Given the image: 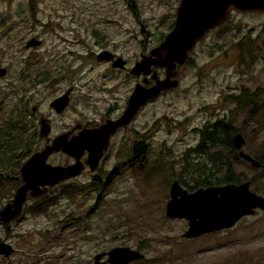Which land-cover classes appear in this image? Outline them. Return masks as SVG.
Masks as SVG:
<instances>
[{
	"label": "rangeland",
	"instance_id": "rangeland-1",
	"mask_svg": "<svg viewBox=\"0 0 264 264\" xmlns=\"http://www.w3.org/2000/svg\"><path fill=\"white\" fill-rule=\"evenodd\" d=\"M179 1L0 0V65L8 68L0 78V126L11 116L26 127L24 116L38 130L40 113L51 115L49 101L69 84L75 85L72 98L61 116H53L50 138L80 115L96 122L105 111L126 104L142 77L130 67L167 31ZM228 16L221 28L210 29L195 44L191 63L174 69L178 84L138 109L130 120L132 133L128 129L112 136L95 174L115 166L118 144L124 140L128 148L135 130L147 132L146 164L122 163L124 169L101 190L96 203L95 190L85 188L74 199L56 193V202L34 213L29 207L34 199L28 198L19 216L0 221V240L14 248L8 255L0 253V264H92L94 253L114 245L144 252V259L128 264H264V209L257 207L230 227L189 238L183 236L186 219L165 214L170 183L179 180L177 174L188 175L182 165L185 156L204 159L191 150L186 153L199 140L198 127L231 118L245 138V151L253 155L264 143V110L249 115L229 95L242 87L264 86V11L232 9ZM247 33L255 44L250 51L248 43L243 45L245 62L239 63L236 42ZM75 34L80 39L74 40ZM35 35L43 39L37 58L34 49L24 48ZM102 47L125 58V66L97 60L94 55ZM70 49L83 58H63ZM158 73L163 76L164 68ZM44 143L42 138L39 146ZM62 155L54 152L48 161L60 164ZM221 167L217 175L225 172V165ZM233 171L251 177L250 189L264 195L263 169L239 158ZM90 175L87 169L77 180H90ZM8 199L0 201V208Z\"/></svg>",
	"mask_w": 264,
	"mask_h": 264
},
{
	"label": "water",
	"instance_id": "water-1",
	"mask_svg": "<svg viewBox=\"0 0 264 264\" xmlns=\"http://www.w3.org/2000/svg\"><path fill=\"white\" fill-rule=\"evenodd\" d=\"M232 9L264 11V0H180L175 10L173 26L130 67L131 72L143 75V82L135 83L126 105L117 117H109L97 126H83L71 135L70 131H64L50 138L49 118L42 116L38 134L46 142L36 147L19 164L21 183L14 190L10 201L0 208V221L8 222L18 216L28 194L41 195L48 187L79 175L84 166L82 155L92 147L94 155L90 158L91 162L89 163L88 157L85 161L90 164V170H93L116 129L126 126L148 100L178 84V78L173 73L176 66L186 60L195 43L211 28L221 24ZM40 41L38 37L32 36L27 45H36ZM111 56L113 53L106 48L97 53V59H110ZM125 62L118 55L112 61V66L123 67ZM158 68H164L163 76L159 75ZM5 73L6 67L0 66V76ZM148 77L152 82L146 84ZM137 85L142 86L145 91L139 97L131 96ZM70 89L68 87L62 94L50 100L49 105L57 112H61L68 105ZM100 126H107L102 134L97 133ZM233 140L239 149V156L250 161L252 165L259 166V160L242 148L245 142L243 134L236 132ZM54 152H62L74 161L66 164L52 163L48 161V157ZM257 207L264 209V196L250 189V180L199 186L189 191L178 179H174L170 183L165 214L169 217L185 218L187 226L183 236L189 238L230 227L243 215L254 212ZM13 249L11 244L0 240V253L8 255ZM105 255L107 257L103 258ZM144 256V252L138 248L115 245L107 251L94 253L92 264H128L131 260H139Z\"/></svg>",
	"mask_w": 264,
	"mask_h": 264
},
{
	"label": "trees",
	"instance_id": "trees-1",
	"mask_svg": "<svg viewBox=\"0 0 264 264\" xmlns=\"http://www.w3.org/2000/svg\"><path fill=\"white\" fill-rule=\"evenodd\" d=\"M227 19H229V16L216 27L221 28L227 22ZM172 25L173 21L171 20L167 26V30ZM262 31L264 33V29ZM166 32H160L157 42L163 38ZM253 41L255 39L251 38L250 34L247 33L243 34L241 39L236 42L240 50L239 58L237 59L239 63L245 62V58H243L245 55L243 45L248 43L246 45H248L247 48L250 51L255 44ZM185 62L191 63L192 58H186L181 64ZM229 95L235 107L246 109L249 115H256L261 110H264V86L256 87L253 90L242 87L239 92L230 93ZM23 119L24 123L27 124L26 127L19 125L17 120L11 116L5 117L0 126V201L9 198L20 184L21 179L16 168L27 155L39 146L42 139L38 135L36 124L34 123V128H32L24 116ZM197 130L199 140L195 146L188 148L186 153L188 154V150H191L193 155H198L204 159L189 160L185 156L182 165L185 166L188 175L182 177L180 174L174 172L175 175H179V182L181 184L183 183L182 185L188 189H193L198 186L216 184L218 181L225 183L239 182L241 179L250 178L246 180H250V183L253 182L251 177L242 176L233 171L236 168V162L242 157L239 156V149L234 145L233 136L239 131H237L234 121L231 118H216L212 121H207L201 127H198ZM146 135L147 132H138L135 130L133 142L130 144L131 148L124 152V162L126 160H134L135 164L139 163L141 166L146 164L150 147L149 142L146 140ZM117 155L121 156L120 150L117 151ZM252 156L259 160L260 164L258 167L264 170V143ZM120 164H117V167ZM202 164H205L206 170L201 167ZM222 165H225V172L222 175H217L216 172L219 168H222ZM200 170H204L203 173ZM159 173L161 174V172ZM103 174L98 173L86 181H61L57 185L48 187L45 193L34 196L33 203L29 207L34 213L44 211L47 206L56 202L57 195L59 198L65 196L66 200L74 199L78 192L85 188L90 191L95 190L94 203H96L102 195L101 190L109 185L114 178L113 171L109 172L108 176L105 173ZM54 191L56 192L53 193ZM144 257L139 260L144 259Z\"/></svg>",
	"mask_w": 264,
	"mask_h": 264
},
{
	"label": "flooded vegetation",
	"instance_id": "flooded-vegetation-1",
	"mask_svg": "<svg viewBox=\"0 0 264 264\" xmlns=\"http://www.w3.org/2000/svg\"><path fill=\"white\" fill-rule=\"evenodd\" d=\"M131 4H133V0H131V2H130ZM169 30V29H168ZM70 31H72V32H74L75 30H73V29H70ZM77 31V30H76ZM36 36V35H35ZM32 37V36H31ZM38 37V36H37ZM39 39L41 40L40 41V43H38V44H36V45H27V42H28V40H29V38L25 41V44H24V48L25 49H27V50H29V49H34V51H35V55H36V58L38 57V52H37V50L42 46V44H43V39L42 38H40L39 37ZM74 40H78V39H80V37L77 35V34H75V38H73ZM161 40V39H160ZM159 40V41H160ZM201 40V39H200ZM158 41V42H159ZM199 41V40H198ZM197 41V42H198ZM158 42H156V43H158ZM196 42V43H197ZM195 43V44H196ZM195 46V45H194ZM108 49V50H110L112 53H113V56H111L110 57V59H97V53H95V55H94V57L97 59V60H102V61H106L107 63H109L111 66H112V61L118 56V54L116 53V52H114L111 48H108V47H102L100 50H102V49ZM68 52H69V54L68 55H66V56H64L63 58H83L82 57V55L80 54V51L79 50H76V51H73V50H68ZM190 52L191 51H189L188 52V56H187V58H189V54H190ZM143 53H145V52H142L141 54H143ZM125 59V58H124ZM110 60V61H109ZM125 61H126V59H125ZM125 64H126V62H125ZM125 64H124V66H125ZM0 66H5L6 67V73L8 72V68H7V66L6 65H0ZM123 66V67H124ZM6 73L4 74V75H6ZM4 75H1L0 76V78L1 77H3ZM142 77H141V82H143L142 81V79H143V75H141ZM150 82H152V79H150L149 77H148V79H147V81H146V84H148V83H150ZM74 86L75 85H73V84H69L66 88H64V89H62V91L60 92V93H58L57 95H55L54 97H56V96H58V95H60V94H62L68 87H70L71 89H70V98H72V93H73V91H74ZM53 97V98H54ZM52 99V98H51ZM50 102V101H49ZM126 104H124L123 106L121 105V106H115V108H114V110H111V109H109V110H107V111H105L103 114H101V117L100 118H98L97 119V121L96 122H94V121H90V119H88L87 120V118H86V115L85 116H82V115H80V117H78L77 119H75V120H73V122H71L70 124V126L69 127H67V129L66 130H64V131H70V135L71 134H73V133H75V132H77L80 128H82L83 126H90V127H92V126H96V125H99V124H101V123H103L107 118H112V117H117L120 113H121V111L123 110V108H124V106H125ZM51 107V106H50ZM51 110H52V112H51V115H46V114H43V113H40V115H39V118H38V123H39V120H40V118L42 117V116H44V117H48L49 118V122H50V124H51V120H52V118H53V116H55V115H57V116H61L65 111H61V112H57L53 107H51L50 108ZM117 109V111L116 112H114L115 110ZM34 110H36V105H34V106H32L31 107V111L32 112H34ZM66 123V122H65ZM33 127H34V124H31ZM38 126H39V124H38ZM130 130V133H132V129H133V126H132V122L130 121L126 126H121V127H118L117 129H116V131L114 132V134H112L111 136H110V140H109V143H108V145L106 146V148L105 149H103V152H102V154H101V156L99 157V159H98V164H97V166L93 169V170H90V164L88 163V162H86L85 161V158L87 157V154H88V152H87V150H85V152L83 153V155H82V160L84 161V166H83V169H82V172L79 174V175H77V176H74V177H71V178H69V179H67V180H69L70 182L71 181H75V180H77L78 178H79V176L83 173V171H85V170H87V169H89V171H90V173H91V175H90V179L92 178V176H96V174H95V171L97 170V169H99L100 168V166H101V164H103L104 162H105V158L107 157V155H108V153L106 154V152H107V149H108V147H109V145H110V141H111V138H112V136L113 135H115L116 133H118V132H121V131H123V130ZM64 131H62V132H64ZM133 137V136H132ZM46 142V141H45ZM123 143H124V140L120 143V144H118V146H117V151L118 150H120L121 151V156H119V158H120V160L118 161V162H116L115 163V166H113V167H111L109 170L108 169H106V168H104L103 170H101V171H107V172H104L105 173V175L106 176H108V173L109 172H111V171H113V175L114 176H116V174L119 172V171H122L123 169H124V167H125V165L124 164H120V163H124V152L125 151H127V150H130V148H131V145H129V148H126V149H124V146H123ZM112 144V143H111ZM27 157V156H26ZM25 157V158H26ZM24 158V159H25ZM23 159V160H24ZM62 162H60V163H62V164H66V163H70V162H72V161H70L69 159H72V158H70L69 156H67L66 154H64L63 153V155H62ZM22 160V161H23ZM21 161V162H22ZM117 164H120L118 167H117ZM131 166V165H130ZM98 174V173H97ZM19 175V174H18ZM100 175V174H99ZM99 178H101V176H99ZM21 179V178H20ZM242 181V180H241ZM61 182V181H60ZM240 182V181H239ZM21 183V182H20ZM199 187V186H198ZM187 188V187H186ZM197 188V187H196ZM188 189V188H187ZM193 189H195V188H193ZM193 189H188L189 191H191V190H193ZM13 193H14V191H13ZM13 193H12V195L9 197V199L8 200H6L5 202H3L4 204L6 203V202H8V201H10V199L12 198V196H13ZM262 195V194H261ZM264 196V195H263ZM30 197H32L33 199H34V196H30L29 194L27 195V198H26V200L24 201V203H23V208H24V206H25V203L27 202V200H28V198H30ZM4 204H2V206L4 205ZM1 206V207H2ZM23 208H22V210H23ZM255 210H256V208H255ZM254 210V211H255ZM261 210H263V209H261ZM254 212H252V213H250V214H253ZM20 215V214H19ZM18 215V216H19ZM248 215V214H247ZM243 216H245V215H243ZM242 216V217H243ZM17 217V216H16ZM15 217V218H16ZM241 217V218H242ZM15 218H13V219H15ZM19 218V217H18ZM13 219H11V220H13ZM10 220V221H11ZM1 222H3V221H1ZM9 222V221H8ZM6 223V222H5ZM14 250V249H13ZM2 255H4L3 253H2ZM107 256L105 255L103 258H106Z\"/></svg>",
	"mask_w": 264,
	"mask_h": 264
},
{
	"label": "bare ground",
	"instance_id": "bare-ground-1",
	"mask_svg": "<svg viewBox=\"0 0 264 264\" xmlns=\"http://www.w3.org/2000/svg\"><path fill=\"white\" fill-rule=\"evenodd\" d=\"M145 90L142 88V86H140V85H137L135 88H134V90H133V92H132V94H131V96L132 95H135V96H137V97H139L141 94H142V92H144ZM134 96V97H135ZM136 97V98H137ZM139 99V98H138ZM128 105V104H127ZM106 124H108V122L106 123ZM106 127L107 126H100L99 128H98V130H97V133L99 134V133H101L102 134V132H104V130L106 129ZM85 132V131H84ZM90 132V131H89ZM107 132V131H106ZM94 133V132H93ZM82 134V133H81ZM92 134V133H91ZM94 135V134H93ZM98 137V136H97ZM95 143V142H94ZM95 145V144H94ZM93 148V147H92ZM92 148H90V151L88 150L87 152H88V160H90V158L92 159V154H93V149ZM95 152V151H94ZM94 155V154H93ZM91 162V160L89 161V163Z\"/></svg>",
	"mask_w": 264,
	"mask_h": 264
}]
</instances>
